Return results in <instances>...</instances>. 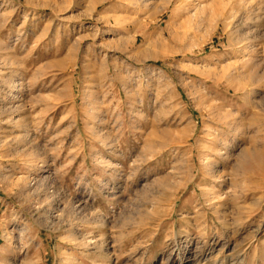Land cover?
Masks as SVG:
<instances>
[{"label":"rangeland","instance_id":"obj_1","mask_svg":"<svg viewBox=\"0 0 264 264\" xmlns=\"http://www.w3.org/2000/svg\"><path fill=\"white\" fill-rule=\"evenodd\" d=\"M0 264H264V0H0Z\"/></svg>","mask_w":264,"mask_h":264},{"label":"bare ground","instance_id":"obj_2","mask_svg":"<svg viewBox=\"0 0 264 264\" xmlns=\"http://www.w3.org/2000/svg\"><path fill=\"white\" fill-rule=\"evenodd\" d=\"M252 156V155H251Z\"/></svg>","mask_w":264,"mask_h":264}]
</instances>
